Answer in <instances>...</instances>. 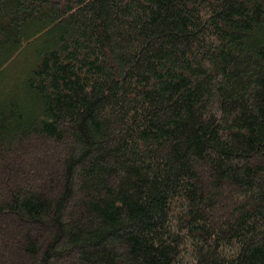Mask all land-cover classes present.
<instances>
[{"label":"trees","instance_id":"1","mask_svg":"<svg viewBox=\"0 0 264 264\" xmlns=\"http://www.w3.org/2000/svg\"><path fill=\"white\" fill-rule=\"evenodd\" d=\"M0 264H264V0H0Z\"/></svg>","mask_w":264,"mask_h":264}]
</instances>
